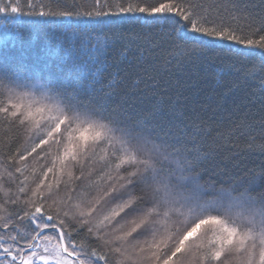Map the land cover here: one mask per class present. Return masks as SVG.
Returning <instances> with one entry per match:
<instances>
[{
	"label": "snow or ice",
	"instance_id": "snow-or-ice-1",
	"mask_svg": "<svg viewBox=\"0 0 264 264\" xmlns=\"http://www.w3.org/2000/svg\"><path fill=\"white\" fill-rule=\"evenodd\" d=\"M256 153L264 0H0V264H264Z\"/></svg>",
	"mask_w": 264,
	"mask_h": 264
},
{
	"label": "trees",
	"instance_id": "trees-1",
	"mask_svg": "<svg viewBox=\"0 0 264 264\" xmlns=\"http://www.w3.org/2000/svg\"><path fill=\"white\" fill-rule=\"evenodd\" d=\"M174 79L178 80L182 84L198 82L200 88L209 93L213 91L226 92L229 88H231L229 99L225 105V107L229 109H231L233 105L247 103L244 99L245 95L250 91H257V89H249L245 85L232 84L231 82L233 78L231 76H224L218 83L216 70L201 67H188L181 69L179 72L175 73ZM258 107L259 106L257 105L252 108L251 112L256 113ZM262 166H264V156L259 153L246 155L244 157V163L239 169L233 170L232 165H228V171L233 172L234 174L231 176L225 175L223 179H235L239 181L258 180Z\"/></svg>",
	"mask_w": 264,
	"mask_h": 264
}]
</instances>
